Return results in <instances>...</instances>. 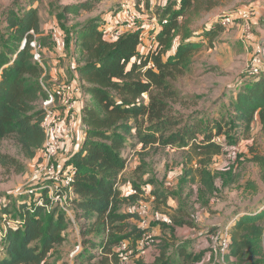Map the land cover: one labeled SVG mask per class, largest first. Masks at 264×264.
<instances>
[{"label":"rangeland","instance_id":"rangeland-1","mask_svg":"<svg viewBox=\"0 0 264 264\" xmlns=\"http://www.w3.org/2000/svg\"><path fill=\"white\" fill-rule=\"evenodd\" d=\"M82 1L86 0H0V43L11 42L14 33L7 25V17L12 12L15 14L21 9L36 7L40 26L38 32H34V40L40 46L42 64L52 73L53 84L72 82L81 87V83L68 77L74 63L71 58L74 56L70 52L57 50L55 43L66 42L71 48L76 43L78 29L91 19H96L106 36H112L119 22V12L124 9L135 16V23L127 32L141 29L144 33L141 48L146 52L155 25L181 8L180 0H90L94 1L90 10L81 9L77 14L63 13L62 7ZM217 1L216 7L209 11L200 10V13L192 16L186 29L182 28L174 34L168 55H172L186 40L200 41L203 47L192 54L190 66L184 74L170 80L175 98L170 102L165 118H155L151 122L145 120L140 124L141 133H157L163 129L168 118L170 125L164 133V139H167L174 134L173 131L176 133L178 129L183 130L192 125L193 119H219L229 112V103L235 99L238 91L264 77V0ZM238 9L245 16L238 14ZM226 13L234 15L228 25L221 26L219 20ZM210 29L214 30L215 35L209 40L205 32ZM59 52L65 55L64 58L58 57ZM57 59L58 62L53 64ZM254 63L257 70L251 68ZM52 68L59 70L58 76ZM81 94H84L82 87ZM79 96L74 97L75 111L63 112L62 115L64 126L70 129L69 146L73 147L72 150L79 145L77 132L79 135V129L84 127L80 119L83 116V99ZM141 99L147 101L148 96L144 95ZM36 104L42 109L41 98ZM129 135L121 153L125 164L118 176L121 203L117 212L133 213L136 217L124 222L114 221L113 232L111 230L113 239L131 234V238L119 241L126 243V249L118 250V246L115 247L119 264H140L139 261L149 264L157 252V246L154 247L157 242L162 243L161 247H166L167 257L174 256L181 249L185 253L193 251L195 254L204 248L207 251L216 232L230 230L238 219L234 218L235 213L241 212L238 215L240 217L245 215L243 210L247 207L257 204L264 206V165L247 160L254 154L264 157V130L259 121L252 122L246 137L241 133L234 135L237 138L234 143H228L223 136L215 138L222 142L223 152L206 166L211 174V191L204 188L201 176L197 173L200 165L196 160L187 162L188 147L181 145L178 140L172 147L148 146L142 149L137 144L135 132ZM0 153L24 164L20 172L13 167L0 165V230L3 232L2 215L11 218L22 216L20 205L24 200L20 198L25 195H15V192L25 188L28 177L38 167V163L23 157L13 137L2 141ZM236 154L240 156L234 161ZM64 157L61 153L58 160ZM120 185L128 189L126 196L120 192ZM135 185L140 187V192L133 194L130 190ZM153 187L160 196L150 191ZM129 208L130 211H127ZM43 211L59 212V208L48 206ZM175 220H183V223L176 224ZM92 221L83 224V220L78 221L76 217L75 224H72L66 220L67 224L61 231L63 241L51 250L49 264L84 263L86 255L92 254H89L90 249L99 255L92 261H98L101 255L99 249L93 246L102 245L106 234L99 225L93 226ZM142 221L147 223L148 228L136 237L132 229L139 227ZM121 225L125 226L124 231L117 228ZM87 231L90 233L87 234ZM144 234H150L154 243L145 253L139 254L134 251ZM196 238L203 242L197 243ZM204 242L207 243L205 247ZM0 251L4 252V245ZM212 253L215 251L210 253V257Z\"/></svg>","mask_w":264,"mask_h":264},{"label":"trees","instance_id":"trees-1","mask_svg":"<svg viewBox=\"0 0 264 264\" xmlns=\"http://www.w3.org/2000/svg\"><path fill=\"white\" fill-rule=\"evenodd\" d=\"M93 2L86 0L69 4L62 7V11L77 14L81 9L90 10ZM217 5V0H180V11L163 18L167 22L155 34L156 45L150 53L143 52L141 48L140 28L110 39L96 19L89 20L78 29L75 46L70 48L69 43H55L57 50L72 53L71 62L74 61L77 82L81 83L83 92L90 95V101L84 104L83 109L84 137L66 164L74 169L72 203L77 207L76 217L82 219L83 224L93 220V226L99 225L106 237L102 239V245L93 246L99 249L100 259L93 262L99 255L90 249L89 254H92L86 255L81 264H119L115 247L120 240L131 238L128 233L113 239L111 233L114 221L124 222L136 217L133 213L117 212L121 203L118 176L125 164L121 153L132 131L142 149L148 146L172 147L177 140L188 147L187 162L196 160L200 165L197 173L201 182L207 191H211V174L206 166L223 152L222 144L215 141V137L223 136L228 143H234L237 140L234 135L241 133L246 137L254 120L259 121L264 130V77H261L238 91L229 103V112L219 119H193L192 125L178 129L176 133L173 131L174 134L167 139H164V133L170 125L168 118L157 133L140 131V124L145 120L151 122L155 118H165L170 102L175 98L170 80L184 74L190 66L192 54L203 47L200 41L186 40L172 55H168L174 34L186 29L194 14L200 10L209 11ZM6 22L14 33L11 42L0 43V144L13 137L23 157L36 158L35 162L39 163L44 145L43 111L36 102L46 95L40 84L43 68L34 60L30 45L34 32H38L40 26L37 9L28 7L15 14L12 12ZM205 35L209 40L213 39L214 30L206 31ZM39 50L41 52L40 46ZM148 62L153 66L149 67ZM50 74L49 69L46 78ZM144 95L148 96L147 101L141 99ZM239 156L234 155V161ZM247 160L264 165V157L259 155L254 154ZM0 165L13 167L18 172L24 169L23 163L2 153ZM133 187L140 192L139 186ZM24 203L20 205L23 228H9L0 239L1 248L4 245V252L0 251V264H49L51 250L63 241L61 231L67 224L66 220L68 223L71 221L60 209L59 212L46 213L44 208L34 207L31 212ZM174 223L181 224L183 220H175ZM124 227L117 228L124 231ZM132 231L136 237L142 232L140 227H134ZM229 235L230 245L225 255L228 264H264V209L240 216L230 227ZM196 241L203 242L201 239ZM211 241L207 251L204 248L195 254L181 249L172 257L166 256V247H161L159 242L154 260L149 264H217L219 245L217 241ZM204 243L205 247L207 243ZM212 251L215 253L210 257ZM139 263L142 264L141 261Z\"/></svg>","mask_w":264,"mask_h":264},{"label":"built area","instance_id":"built-area-1","mask_svg":"<svg viewBox=\"0 0 264 264\" xmlns=\"http://www.w3.org/2000/svg\"><path fill=\"white\" fill-rule=\"evenodd\" d=\"M237 12L238 14H243L245 16L243 11L238 9ZM233 15V13L224 14L219 20V24L221 26L228 25L231 22ZM166 22L167 19H162L161 22L155 25V29L150 37V44L148 45L146 52L150 53L154 50L156 45L155 34L161 25ZM134 23L135 16L123 9L119 12V22L116 25L113 35L107 37L110 39L118 38L126 33ZM31 33H33V31H31ZM139 40L140 44L144 41V33L142 31L139 34ZM30 45L33 48L34 60H36L43 68L40 84L46 95V98L42 99L43 119L41 122L44 132V145L42 148V159L38 163V167L28 177L25 188L16 191L15 195H25L26 198L29 196L28 199H25L24 197L23 202L27 204V208L31 212H33L34 207L45 208L50 206V208H54L56 206L65 212L72 224H75L73 222L74 219H76L77 207H75L73 203H70L74 199L72 192L74 169L71 165H67L66 161L60 164L58 156L62 143L67 140L70 141L71 139L70 129L64 126L62 115L63 112L75 111L76 107L74 97L77 98L78 95H81V87L80 85L78 86L72 82H61L60 84L56 82L53 84L54 81L52 74H50V78H46L47 69L42 64L39 45L35 40H32ZM148 66L151 67L153 64L148 62ZM251 68H255V70H257L255 63ZM81 124L83 125L82 122ZM82 130L83 128L80 129L81 132ZM214 140L222 144L219 139ZM130 192L136 194L139 190L133 188ZM2 218L3 232L0 230V239L5 235L7 229L21 228L24 225V219L21 217L11 218L9 216L2 215ZM80 221H82V219ZM139 227L142 231L148 228L145 221H142ZM210 238L213 239L212 237ZM213 240L217 241L219 245V255L216 259V263L228 264L225 259V255L227 254L230 245V235L228 229L216 232ZM153 243L154 240L152 236L150 234H144L143 237L139 239V245L136 247V250L139 254H143L149 247L152 246ZM157 244L158 242L154 247H156ZM126 247V243L122 242L118 244L117 249L124 250Z\"/></svg>","mask_w":264,"mask_h":264},{"label":"crops","instance_id":"crops-1","mask_svg":"<svg viewBox=\"0 0 264 264\" xmlns=\"http://www.w3.org/2000/svg\"><path fill=\"white\" fill-rule=\"evenodd\" d=\"M58 57L59 58H64V55H63V53L62 52H59L58 53ZM58 58V59H59ZM58 59L56 60V61H53V64H55L56 62H58ZM62 63V62H61ZM61 63H59V64H61ZM54 70V68H52V71ZM58 70V69H57ZM57 70L55 69L53 72H54V74H58V72H59V70H58V72H57ZM68 77H70V78H73V79H75L76 81L78 80L77 79V73H76V70L73 68V65H72V68H71V74L68 76ZM84 94H81L80 96H82L81 97V99H83V105H82V110L84 109V104L86 103V102H89L90 101V95L89 94H87L86 92H83ZM79 96V97H80ZM82 118V116L80 117V119ZM77 136H78V138H76L77 139V142L79 141V144H80V141H81V137H82V132L80 131V129H79V135H78V132H77ZM79 139V140H78ZM69 142L70 141H64L63 143H62V146H61V149H60V152H59V158H60V156H61V153H62V156H64L65 155V157L62 159V160H59V162H60V164L61 163H64V161H66L67 159H69V157L71 156V154L73 153V151L75 150V148L72 150L71 148H73L71 145L69 146ZM79 146V145H78ZM77 146V147H78ZM40 155V153L38 154V156ZM32 161H36V158L35 159H32ZM127 161H129V159H127ZM150 191H152V193H156V191H155V188L153 187V189H151ZM120 192L124 195V196H126L127 194H128V189H123V187H122V185H120ZM145 194H147V192H145ZM152 197H153V195H151ZM154 198V197H153ZM262 204V203H261ZM260 205V204H259ZM258 204L257 205H252L250 208L249 207H247L246 209H244L243 210V213L244 214H251V213H254V212H256V211H258L260 208H262V209H264V206H263V204L261 205V207L259 206ZM263 206V207H262ZM256 208H257V210H256ZM261 210V209H260ZM127 211H130V208L127 210ZM138 212H140V211H138ZM240 214H242L241 212H237V213H235V215H234V218H239L238 217V215H240ZM196 239H198V238H196ZM204 245L205 244H203V247H204ZM156 254V253H155ZM154 260V257L153 258H151L150 259V261L149 262H152ZM148 262V263H149Z\"/></svg>","mask_w":264,"mask_h":264},{"label":"clouds","instance_id":"clouds-1","mask_svg":"<svg viewBox=\"0 0 264 264\" xmlns=\"http://www.w3.org/2000/svg\"><path fill=\"white\" fill-rule=\"evenodd\" d=\"M135 188V187H134ZM137 189V188H136ZM79 221H80V219H79Z\"/></svg>","mask_w":264,"mask_h":264}]
</instances>
